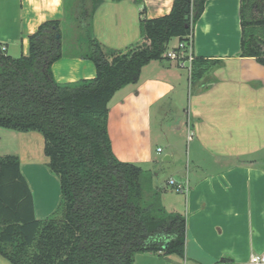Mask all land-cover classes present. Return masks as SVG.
Here are the masks:
<instances>
[{"label": "crops", "instance_id": "obj_1", "mask_svg": "<svg viewBox=\"0 0 264 264\" xmlns=\"http://www.w3.org/2000/svg\"><path fill=\"white\" fill-rule=\"evenodd\" d=\"M173 4L104 0L94 15V33L106 47L125 50L142 40L143 8L148 18H157L170 13ZM240 6V0L206 2L192 51L221 62L194 88L189 67L153 60L137 83L110 100L114 155L152 173L153 185L163 189V206L186 217L185 258L137 253L133 264L246 263L252 253L264 252V65L240 56ZM63 17L64 0H0V42L13 57L28 55L30 35L42 23ZM52 71L60 83L97 75L94 62L80 57H62ZM9 131L16 148L6 154L20 158L35 215L47 218L59 207L62 192L59 177L47 166L44 136ZM164 170L169 177L161 181ZM170 179L188 186L173 192L175 199H166ZM0 264L11 262L0 254Z\"/></svg>", "mask_w": 264, "mask_h": 264}, {"label": "trees", "instance_id": "obj_2", "mask_svg": "<svg viewBox=\"0 0 264 264\" xmlns=\"http://www.w3.org/2000/svg\"><path fill=\"white\" fill-rule=\"evenodd\" d=\"M207 1L174 0L170 13L157 18L143 8L142 40L125 50L106 47L94 33L104 0H64V17L30 35L28 55L13 57L0 42V127L44 136L47 166L62 192L57 210L38 219L20 158L0 155V254L11 264H133L137 253L185 258L186 217L163 206L152 173L114 155L109 103L119 89L138 82L149 62L171 60L174 38L193 48ZM240 4V56L264 65V0ZM72 34L78 54L63 51V37ZM65 56L94 62L96 77L56 81L52 65ZM192 56L194 88L221 60Z\"/></svg>", "mask_w": 264, "mask_h": 264}, {"label": "built area", "instance_id": "obj_3", "mask_svg": "<svg viewBox=\"0 0 264 264\" xmlns=\"http://www.w3.org/2000/svg\"><path fill=\"white\" fill-rule=\"evenodd\" d=\"M176 47H178L179 50H175L174 48L172 50H168V57L176 61L181 67H189L191 70L190 63L193 57L192 46L189 45V47H187L186 44L179 43ZM186 48L188 49L187 51ZM3 49H6V46H4ZM159 151H162V149L159 148ZM168 186L177 192H185L188 188L186 183L177 181L175 179H170L168 181ZM220 264H264V252L252 253L249 261L246 263L222 262Z\"/></svg>", "mask_w": 264, "mask_h": 264}, {"label": "rangeland", "instance_id": "obj_4", "mask_svg": "<svg viewBox=\"0 0 264 264\" xmlns=\"http://www.w3.org/2000/svg\"><path fill=\"white\" fill-rule=\"evenodd\" d=\"M178 43V40L174 38L170 44H169V50H172L174 47H176V44ZM178 45V44H177ZM63 51L65 53L70 54H78L80 49L75 45V35H68L63 37ZM10 129L0 127V154L7 155V152L12 151L14 148H16L15 140L11 136ZM168 170H164L163 175L161 177V181L164 180V178H168ZM172 189V188H171ZM169 194L166 196V199H175V190H169ZM175 192V193H173ZM162 201V200H161Z\"/></svg>", "mask_w": 264, "mask_h": 264}, {"label": "water", "instance_id": "obj_5", "mask_svg": "<svg viewBox=\"0 0 264 264\" xmlns=\"http://www.w3.org/2000/svg\"><path fill=\"white\" fill-rule=\"evenodd\" d=\"M185 20H189V18H190V5H187L186 7H185ZM57 37H60V34L58 33L57 34Z\"/></svg>", "mask_w": 264, "mask_h": 264}]
</instances>
